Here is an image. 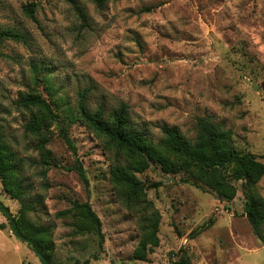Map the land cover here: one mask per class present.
Here are the masks:
<instances>
[{
  "label": "rangeland",
  "instance_id": "rangeland-1",
  "mask_svg": "<svg viewBox=\"0 0 264 264\" xmlns=\"http://www.w3.org/2000/svg\"><path fill=\"white\" fill-rule=\"evenodd\" d=\"M30 3L33 21L23 11ZM77 3L87 26L64 0H0V25L29 38V44L0 46V127L24 159L30 200H42L30 218L54 225V260L264 264V244L243 216L241 181L230 180L235 196L222 202L212 190L184 182V174L167 175L157 166L137 178L161 215L159 245L146 261L134 260L139 232L109 181L112 156L75 115L78 94L86 89L91 110L101 108L107 116L125 105L131 126L146 129L153 142L163 125L193 138L196 120L213 117L232 132L238 152L252 153L264 164V0H108L103 9L90 0ZM31 90L57 115L47 166L40 163L35 138L24 132L28 113L14 105ZM58 124L67 129L75 154L59 136ZM76 161L87 186L72 169ZM155 183L161 185L150 188ZM1 189L0 200L16 214L19 203ZM252 192L264 197V177ZM73 202L89 203L100 219L102 249L96 234L79 233L76 219L57 217ZM209 219L212 224L195 233ZM0 264L40 262L6 227L0 230Z\"/></svg>",
  "mask_w": 264,
  "mask_h": 264
},
{
  "label": "trees",
  "instance_id": "trees-1",
  "mask_svg": "<svg viewBox=\"0 0 264 264\" xmlns=\"http://www.w3.org/2000/svg\"><path fill=\"white\" fill-rule=\"evenodd\" d=\"M64 1L74 10L81 25L87 26L86 13L77 0ZM90 1L98 9H103L108 2ZM34 8L33 3L23 7L24 14L32 21ZM5 41L29 44L26 33L0 25V46ZM14 105L28 113L24 132L35 138L34 149L42 158L41 165L47 166L51 160V151L47 144L57 115L50 103L34 90L20 94ZM75 115L78 122L101 139L103 148L112 156L109 181L122 205L134 214L139 232V240L132 253L134 260L146 261L148 254L159 245L161 215L147 199L145 184L137 178V175L143 174L151 166H157L167 175L184 174V182L212 190L222 202L232 201L235 196V189L230 185V180L241 181L243 216L254 236L264 244V197L252 192L264 177V164L252 153L238 152L234 146L232 132L223 124L215 122L213 117H201L196 120V133L193 138L186 137L175 126L163 125L160 127L161 138L153 142L146 129L131 126L125 105L114 109L107 116L101 108L91 110L86 89L78 94ZM57 130L64 143L75 154L67 129L58 124ZM23 161L24 159L9 145L0 127L1 190L20 205L17 213L12 214L0 200V213L6 220V224H0V230L7 227L12 235L37 257L40 264H65L54 260V225L40 223L29 216L37 212V206L42 200L39 199L37 203L30 200L31 188L23 177ZM72 169L87 186L88 181L81 164L76 161ZM45 172L41 171L43 177ZM160 185L155 183L150 185V188ZM57 217L76 219L74 224L79 233L96 234L98 247L102 249V224L89 203L73 202L70 209L58 213ZM211 224L212 219H209L195 233L205 230ZM182 263L188 264L184 261Z\"/></svg>",
  "mask_w": 264,
  "mask_h": 264
},
{
  "label": "water",
  "instance_id": "water-1",
  "mask_svg": "<svg viewBox=\"0 0 264 264\" xmlns=\"http://www.w3.org/2000/svg\"><path fill=\"white\" fill-rule=\"evenodd\" d=\"M255 87V86H254ZM256 88V87H255Z\"/></svg>",
  "mask_w": 264,
  "mask_h": 264
}]
</instances>
